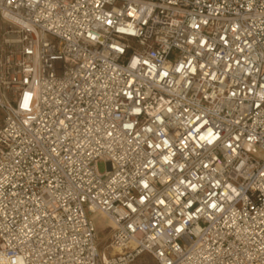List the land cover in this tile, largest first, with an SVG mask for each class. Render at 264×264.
Wrapping results in <instances>:
<instances>
[{"label":"built area","instance_id":"built-area-1","mask_svg":"<svg viewBox=\"0 0 264 264\" xmlns=\"http://www.w3.org/2000/svg\"><path fill=\"white\" fill-rule=\"evenodd\" d=\"M142 254L264 264V0H0V264Z\"/></svg>","mask_w":264,"mask_h":264},{"label":"rangeland","instance_id":"rangeland-1","mask_svg":"<svg viewBox=\"0 0 264 264\" xmlns=\"http://www.w3.org/2000/svg\"><path fill=\"white\" fill-rule=\"evenodd\" d=\"M260 157H263L262 153H259ZM98 170L100 172L105 171V163L103 161H99L97 164ZM97 224V235H98V251L99 253H104L107 257H110L109 249H106L105 246L110 242L109 235L110 230L107 226V223L101 216H97L95 218ZM134 264H156L148 254H142L139 256L137 261Z\"/></svg>","mask_w":264,"mask_h":264},{"label":"bare ground","instance_id":"bare-ground-1","mask_svg":"<svg viewBox=\"0 0 264 264\" xmlns=\"http://www.w3.org/2000/svg\"><path fill=\"white\" fill-rule=\"evenodd\" d=\"M109 226H110V224H108ZM115 250H117V249H115ZM105 256V255H104Z\"/></svg>","mask_w":264,"mask_h":264}]
</instances>
